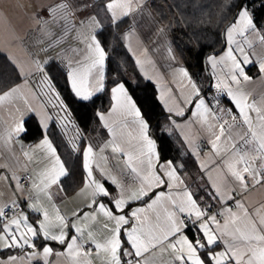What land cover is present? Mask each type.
<instances>
[{"label": "snow or ice", "instance_id": "6c2138e0", "mask_svg": "<svg viewBox=\"0 0 264 264\" xmlns=\"http://www.w3.org/2000/svg\"><path fill=\"white\" fill-rule=\"evenodd\" d=\"M258 2L264 8V0ZM133 3L136 10H140L144 0H91L90 3L77 4L71 0H59L48 6L52 20L40 18L38 23L48 26L62 21L63 34L42 51L60 45L69 33L81 31L84 33L82 43L86 47L71 49L76 56L82 57L80 60L73 61L57 52L55 57L49 53V59L36 61L38 86L29 80L31 70L26 71L9 58L21 82L0 93V104L23 98L25 90L31 92L37 87L36 95L47 97V101L43 112H38L26 99L23 109L16 107L19 116L8 131V141H22L29 134L28 120L34 116L41 138L33 152L41 150L50 161V167L39 173L40 184L33 182V188L40 189L51 201L50 189L56 186L58 192H63L64 181L74 178L79 169L84 187L78 195L85 197V207L66 217L53 205V222L47 208L39 204L31 203L28 205L30 211L22 210L19 215L8 219L5 210L20 207L19 203L14 200L11 205L0 204V251L19 249L30 264L32 261L39 264L41 260L43 264H51L46 258L53 254L67 256L72 264H81L77 258L81 255L88 257L92 252V248L86 247L88 245H94L98 256L103 253L101 264H264V203L252 204L245 195L257 185L264 187V107L250 102L244 89L239 87L242 82L252 79L247 75V66H257L258 72L264 76V58L253 61L246 50V46L252 47L247 34L258 36L264 43V17L254 15L249 0L227 5L229 9H236L231 21L222 28L227 50L222 49L223 55L213 52L207 56L213 69L224 65L230 78V82L220 81L215 85L218 93L215 103L207 99L206 92L185 67L174 69L181 78L180 83L186 82L187 95L182 97L181 103L187 107L174 112L165 101L168 113L184 117L190 112L208 133L209 155L201 161L203 149L199 145L193 148L191 155L197 163V171L191 176L183 160L165 159L158 150L156 139L150 135L151 118L134 95L140 84L133 86L131 81L119 77L110 81V88L106 83L105 65L109 57L104 46V31L106 28L118 29L133 12ZM190 6L197 7L195 0H190ZM88 8L95 9V12L80 19L77 13ZM164 31L160 28L158 33ZM128 35L130 33H125L121 38ZM168 51L169 58L175 61L171 47ZM136 63L140 64V61ZM54 70L64 78L73 101L94 102L95 96L107 91L112 101L111 113H118L125 124L130 118L131 124L137 128L135 152L124 151L114 140L99 149L103 153L111 147L112 159L116 161L120 175L130 178L128 182L117 179L99 164L94 167V147L91 143L84 145L85 137L79 132L77 136L81 144L72 143L69 153V157L76 154L75 164L57 153L49 138L53 117L47 109L49 106L55 109L57 118L61 112L64 114L65 128L71 117L69 102L53 83L56 78L52 75ZM230 83L237 87H231ZM225 94L234 108L221 107L220 96ZM96 116L105 121L103 113L97 112ZM167 119L172 120L173 116L169 115ZM103 126L114 134L107 122ZM24 155L32 160L29 152L25 151ZM121 155L126 157L123 163ZM102 159L107 162L108 157ZM0 175H4L10 186L15 181L14 194L24 191L19 177ZM112 186H115L114 190ZM81 216L93 220L94 224L87 226L86 230L79 223ZM97 216L101 219L98 220ZM50 244L66 251L54 253ZM26 248L32 251L25 252ZM23 258L9 255L7 259H0V264H16Z\"/></svg>", "mask_w": 264, "mask_h": 264}, {"label": "crops", "instance_id": "0c3cea01", "mask_svg": "<svg viewBox=\"0 0 264 264\" xmlns=\"http://www.w3.org/2000/svg\"><path fill=\"white\" fill-rule=\"evenodd\" d=\"M146 1L147 0H144L143 7L140 10H136V5L133 3L134 10L126 17L130 20L132 28L127 32L130 33V35L123 38L124 44L134 59L140 74L154 84L157 98L164 111L168 116H173L172 120L168 119V130L178 133L186 151L191 154L193 148L197 145L202 149L200 146L201 139H205L207 142V129L197 122L194 117H191L190 112L186 113L184 117L174 115V112L179 110L180 107H187L181 103L182 97L187 95L186 82L185 84L180 83L181 78L174 73V69L179 66H183L186 69L187 67L180 59L173 42L166 32L164 31L162 34L158 33V30L162 27L152 16ZM58 2L59 0H0V53L5 55L8 59L11 58L15 60L18 64L22 65L26 71L31 70L33 72L35 71V62L49 59V53L55 57L57 56V52L61 54L72 45H79L78 48H85L86 45L82 43L84 33L81 31L69 33L68 36L64 37L61 45L57 48L50 49L49 51H42V49L45 48V42L54 43L60 39L63 34V29L60 26L62 21L48 26L38 23L40 18L48 21L52 20V17L47 11V7ZM71 2L73 4L90 3L91 0H71ZM94 12L95 9L88 8L82 13H77V15L80 19H84V17ZM119 14L120 10L117 9V15ZM101 15L103 16V13H101ZM247 36L252 44L251 48H247L246 46V50L250 54V59L258 61L264 58V43H261L259 37L256 35L247 34ZM237 39L242 38L237 37ZM68 42L73 43L65 47L64 44ZM169 47H171L172 52L176 56L175 61L169 58ZM222 49L223 51L227 50L225 44ZM222 49L216 53L223 55ZM71 59L75 61L82 59V57L73 54ZM137 60L140 61V64L136 63ZM206 62L218 82H230V78L226 75V67L224 65L213 69L207 59ZM222 68H224L223 71ZM247 75L252 79L247 82H242L239 87L244 89L245 93L249 96L250 102H255L258 106L264 107V76L258 72L257 66H247ZM20 82L19 80L17 83ZM230 86L233 88L237 87V85L231 83ZM25 99L28 104L38 112L45 111L44 105L39 96L36 95L35 90L31 92L25 90V96L23 98H16L11 102L5 101L0 104V173L19 177L23 171H29L36 175L31 176L27 188H23L20 185V187L24 189L23 192H17L15 194L13 192L15 181H13L12 186H10L8 180L4 178V175H0V204H9L16 200L18 203L22 202L25 206L24 210L27 211H30L28 209L29 204H39L41 207L47 208L50 219L53 222H55V208H53V205H55L62 215L71 217L73 211H79L80 208L85 207V197L78 195L80 189L84 187V185L81 184V186L70 194H66L64 191L58 192L56 186H53L50 189L52 200L49 201L40 189L33 188V182L36 185L40 184L39 173L50 167V161L43 155L41 150L33 152V148L40 138L34 142H26L23 140L17 142L15 139L11 141L7 139L8 131L14 126V119L19 116V113L16 112V107L19 106L23 109L25 107ZM165 101L167 102V107L174 109L173 114L168 113L165 107ZM99 112L103 113L105 116V121H101V123L104 124L107 122L114 129V134H110L106 128L108 131V138L98 148L94 149L95 158L93 165L94 167L96 164L101 165V167L110 171L112 175L117 176V179H123L126 182L125 176L120 175V169L116 166V161L112 159L111 147L105 149L103 153H101L99 149L103 147L106 142L114 140L124 151L135 152L136 147H138L136 143L138 130L131 124L130 118H128L129 122L125 124L118 113H111V105L108 109ZM253 115L255 114L253 113ZM25 151L32 155L31 161L24 155ZM208 155L209 146L207 143L206 149H203L200 153L201 161L206 160ZM103 156L108 157L107 162L102 159ZM125 160L126 157L121 155V163ZM96 172L99 174V169H96ZM245 195L248 197V202L252 204L264 203V187L257 185L255 188L245 193ZM29 196H31L32 199H29ZM137 204H139V202H137ZM135 206L137 205H133V207ZM86 210L90 211L89 209ZM233 211H235V208H233ZM42 218L41 215V219ZM97 219L100 220L101 217L97 216ZM79 223L82 227H86L87 230V226L93 225L94 221L81 216ZM50 246L53 247L54 253L57 251H66L63 247H58L55 244H50ZM86 247L92 248V252L88 257L81 255L77 258L81 261V264H86L87 261H90L91 264H101L103 253H100L98 256L94 245H88ZM37 248H40L39 241L37 242ZM14 251L15 252L6 255H0V259H7L9 255L23 256L24 258L18 260L16 264H30L24 252H21L19 249H15ZM31 251L32 249H25V252L30 253ZM46 259L49 260L51 264H72V261L67 256L57 257L53 254ZM31 264H37V262L32 261ZM39 264H43V261L41 260Z\"/></svg>", "mask_w": 264, "mask_h": 264}, {"label": "trees", "instance_id": "16d2710c", "mask_svg": "<svg viewBox=\"0 0 264 264\" xmlns=\"http://www.w3.org/2000/svg\"><path fill=\"white\" fill-rule=\"evenodd\" d=\"M232 2L238 3L239 0H195L197 5L195 8L190 6V0L146 1L152 16L165 29L180 59L200 88L204 90L210 82L208 88L204 91L207 94V99L213 103H215L214 98L218 95L215 88L218 81L208 65H205V55L208 56L210 53L219 52L224 47L222 28L232 19L236 12L235 8L229 9L227 7ZM249 4L254 8V15L257 18L264 17V8L259 6L258 0L255 3H253V0H249ZM222 18L223 23H220ZM131 28L130 20L125 18L118 29L106 28L104 31V46L109 57L106 60V83L110 88V81L114 77H119L126 81H131L133 86L137 83L140 84L134 95L142 102V107L151 118L150 134L156 139L158 149L162 152L165 159L177 158L183 160L186 164L187 173L195 176L197 171L195 158L186 151L178 133L168 130V115L157 98L154 84L140 74L134 59L125 47L123 38H121ZM53 44L44 43L45 47ZM60 45H56L55 48ZM78 46L72 45L60 55L71 58L74 54L71 49L78 48ZM55 48L48 47L47 51ZM57 63H59V60H57ZM52 75L56 77L53 83L56 85L57 90L69 102L71 120L68 123V127L65 128L64 114L61 112L59 114L60 118H57L56 110L49 106L47 111L53 117L52 122H50L49 137L62 159L70 160L71 164H75L76 154L72 153L71 157H69V153L71 152L72 143H76L77 146L81 144L77 132L85 137L83 144L91 143L94 149L98 148L108 138V131L96 116V113L109 108L112 103L110 93L107 91L99 93L93 98L94 102L80 103L73 101L65 85L64 78L55 70ZM19 80L13 64L5 55L0 53V93ZM29 80L37 86L39 85V77L35 71L29 76ZM34 90L37 92L39 88L37 87ZM39 98L44 105L47 97L39 96ZM220 103L221 107L234 108L226 94L220 96ZM28 128L29 134L23 138V141L34 142L41 138L37 119L34 116L28 120ZM125 179L126 182L130 180L128 176H125ZM81 184V175L78 169L74 178L64 181V192L70 194ZM112 189L114 190L115 187L112 186ZM12 252L15 251H0V255Z\"/></svg>", "mask_w": 264, "mask_h": 264}, {"label": "built area", "instance_id": "2783aa9c", "mask_svg": "<svg viewBox=\"0 0 264 264\" xmlns=\"http://www.w3.org/2000/svg\"><path fill=\"white\" fill-rule=\"evenodd\" d=\"M200 146L202 147V149H206L207 147V142L205 139H201L200 141ZM30 172L29 171H23L20 176H19V184L23 187V188H27L29 186L30 183V179L31 176L29 175ZM239 198V197H237ZM9 205H11V203H9ZM20 207L18 208H10V209H6L5 210V218L8 219L11 216H14L18 213H20L22 210L25 209L24 204L21 202L19 203ZM216 209H213V211H215Z\"/></svg>", "mask_w": 264, "mask_h": 264}, {"label": "water", "instance_id": "95a60500", "mask_svg": "<svg viewBox=\"0 0 264 264\" xmlns=\"http://www.w3.org/2000/svg\"><path fill=\"white\" fill-rule=\"evenodd\" d=\"M230 21H231V20H230ZM230 21H229V22H230ZM222 36H223V35H222ZM223 44H224V42H223ZM206 56H207V55H205V65L207 64V62H206ZM209 84H210V82L208 83V85L205 87L204 90H206V89L208 88Z\"/></svg>", "mask_w": 264, "mask_h": 264}, {"label": "rangeland", "instance_id": "374dc122", "mask_svg": "<svg viewBox=\"0 0 264 264\" xmlns=\"http://www.w3.org/2000/svg\"><path fill=\"white\" fill-rule=\"evenodd\" d=\"M72 43H73V42L65 43L64 46H65V47H68V46H70Z\"/></svg>", "mask_w": 264, "mask_h": 264}]
</instances>
